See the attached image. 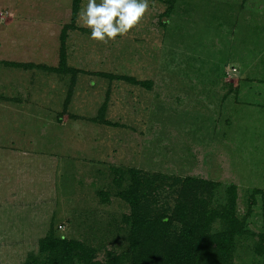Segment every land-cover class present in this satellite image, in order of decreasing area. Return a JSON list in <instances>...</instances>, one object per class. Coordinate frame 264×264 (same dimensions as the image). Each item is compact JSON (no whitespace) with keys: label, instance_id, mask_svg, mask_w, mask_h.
<instances>
[{"label":"rangeland","instance_id":"1","mask_svg":"<svg viewBox=\"0 0 264 264\" xmlns=\"http://www.w3.org/2000/svg\"><path fill=\"white\" fill-rule=\"evenodd\" d=\"M73 1L0 0V264H45L50 233L126 254L131 168L164 176L149 198L168 214L174 178L213 181L218 210L234 187L232 264H264V0H149L108 44Z\"/></svg>","mask_w":264,"mask_h":264},{"label":"trees","instance_id":"2","mask_svg":"<svg viewBox=\"0 0 264 264\" xmlns=\"http://www.w3.org/2000/svg\"><path fill=\"white\" fill-rule=\"evenodd\" d=\"M77 5L78 0H74L73 14L76 13ZM60 68L67 70L63 52L60 55ZM117 172L119 174L115 180L125 173L124 170ZM129 172L133 190L126 200L131 207L130 213L123 216V223L129 225L130 231L128 252L118 254L109 251L104 261H98L83 242L50 233L40 240V252L46 254L45 264H122L127 258L131 264L233 263L235 238L243 233L242 223L234 212V187L229 189L227 205L218 210L211 207V195L215 187L213 181L193 176L174 178L170 186L175 185L176 199L168 214L166 207L153 209V201L149 198L154 190L160 188L164 176L158 175V179H161L158 180L139 176L135 168ZM257 193H261L263 199L264 216V191L257 189L254 194ZM254 194L251 195L252 204L255 202ZM217 218L226 221L228 228L212 233L210 225ZM173 221L179 224L175 233L171 231ZM258 237L256 251L262 253L264 232ZM37 263L38 260L33 257L25 264Z\"/></svg>","mask_w":264,"mask_h":264},{"label":"clouds","instance_id":"3","mask_svg":"<svg viewBox=\"0 0 264 264\" xmlns=\"http://www.w3.org/2000/svg\"><path fill=\"white\" fill-rule=\"evenodd\" d=\"M148 10L149 0H87L76 22L90 30L92 41L115 43L117 37H126L137 28Z\"/></svg>","mask_w":264,"mask_h":264}]
</instances>
